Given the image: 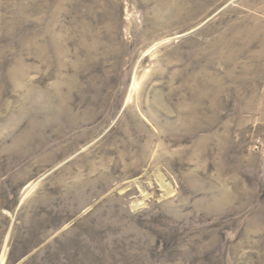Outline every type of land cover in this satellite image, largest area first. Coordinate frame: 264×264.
Instances as JSON below:
<instances>
[{
	"label": "rangeland",
	"instance_id": "1",
	"mask_svg": "<svg viewBox=\"0 0 264 264\" xmlns=\"http://www.w3.org/2000/svg\"><path fill=\"white\" fill-rule=\"evenodd\" d=\"M0 264H264V0H0Z\"/></svg>",
	"mask_w": 264,
	"mask_h": 264
}]
</instances>
